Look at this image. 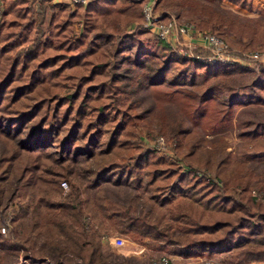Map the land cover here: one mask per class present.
<instances>
[{"label":"trees","instance_id":"trees-1","mask_svg":"<svg viewBox=\"0 0 264 264\" xmlns=\"http://www.w3.org/2000/svg\"><path fill=\"white\" fill-rule=\"evenodd\" d=\"M227 1L262 9L253 0ZM31 3L0 0V224L4 204L16 205L9 236L0 232V264L19 256L30 264H136L106 261L107 222L159 251L264 263V177L181 122L171 137L185 169L134 141L146 119L138 109L144 87L188 115L211 114L217 125L235 105L264 102V66L201 62L141 38L142 30L125 31L143 20L139 0ZM184 3L157 6L177 12ZM198 26L245 50L264 44V13L236 21L211 11ZM238 73L255 76L246 90L258 94L223 92ZM262 141L255 148L264 154ZM62 181L70 182L65 195Z\"/></svg>","mask_w":264,"mask_h":264},{"label":"rangeland","instance_id":"rangeland-1","mask_svg":"<svg viewBox=\"0 0 264 264\" xmlns=\"http://www.w3.org/2000/svg\"><path fill=\"white\" fill-rule=\"evenodd\" d=\"M32 1V6L38 9L39 1ZM141 3V9L143 1L139 0ZM34 2V3H33ZM50 2V1H49ZM65 4L67 8H73L72 5L66 3V1L59 2ZM49 3H44L48 5ZM158 0L155 3V11L157 14L162 16L164 21L175 19L177 22H189L193 24L196 29L201 31H206L213 33L208 28H200L198 26L201 20H205L211 11H217L221 15L234 19L236 21H246L250 18H257L264 10L249 12L235 4L230 3L227 0H186V3L182 5L179 11H171L169 8L158 7ZM49 10L47 11L46 19L43 22V27L46 26V21L49 16ZM172 17V18H171ZM141 23L134 21L128 25L125 31H140V37L143 39L156 40L158 39L153 33L140 29ZM140 27V28H139ZM214 34V33H213ZM228 37L230 39H236L233 33H229ZM241 43L246 44L247 38L241 37ZM227 42V41H226ZM228 43V42H227ZM230 47L236 49L239 52L258 50L264 48V44H257L253 49H243L235 44L228 43ZM173 49V48H172ZM243 49V50H242ZM177 52V50L174 48ZM193 54L200 53L205 54L199 48H194ZM129 54H132L134 48H126ZM178 54H181L177 52ZM182 55V54H181ZM253 75L246 74H234L233 76L226 79L222 84V90L226 94L231 92L240 91L247 92L249 95L253 92L258 94L257 90L251 91L246 90L254 79ZM142 102L139 105V110H145L146 119L140 121L136 125L137 133L134 141L143 145L145 149L154 150V152L166 158L168 161H173L178 163L182 169L187 167L185 161L178 159L173 154L174 140L171 137L175 132L173 128L181 122L183 126L195 128L198 130L201 139H205L208 142H214L219 149L223 147L227 151H230L232 158L237 161L246 162V164L252 168V170L258 174L261 178L264 177V154L255 148L256 140H263L264 137V102L259 103H248L239 104L232 107L227 119L221 124L214 125L216 118L208 117L198 119L195 114L188 115V113L181 108L178 103L163 102L161 99L157 98V94H154L150 88L144 87L141 91ZM249 104H252L249 106ZM244 106V107H243ZM217 109L224 110L223 105L216 107ZM221 111H217V115H220ZM216 116V115H214ZM149 120V122L147 121ZM146 122L149 126H147ZM165 128V133H161L160 127ZM247 132V134H245ZM162 137L163 143H159V137ZM261 143L264 144V141ZM210 144V143H209ZM215 146V145H213ZM3 148V144L0 141V149ZM223 151V150H222ZM222 151L219 150L220 155ZM218 155V157L220 156ZM203 173V172H201ZM200 173V174H201ZM206 176H212L211 174L204 173ZM70 190V182H67V187L62 188V194L65 195ZM125 193V192H124ZM123 194V193H122ZM258 196V194L256 192ZM124 195V194H123ZM122 195V196H123ZM264 200V199H262ZM16 208L15 203L11 201L4 204L2 213L5 216L2 223L0 224V232L4 236H9V230L11 225L9 222L12 210ZM89 223V221H87ZM5 227L4 231L2 228ZM121 237L124 240V244L117 246L115 244V238ZM102 252L107 262L122 261L123 259L130 258L132 261H136V264H161L160 258H168L167 264H223L221 260L226 256L223 252L212 253L211 255H196L190 257H183L177 254H171L166 251H159L152 249L146 244L147 239L142 242L134 239L130 236L123 235L116 230H113L109 222L106 223V227L102 230L100 235ZM16 264H30L28 260L24 259L22 256L14 259ZM248 264H264L262 262L248 263Z\"/></svg>","mask_w":264,"mask_h":264},{"label":"built area","instance_id":"built-area-1","mask_svg":"<svg viewBox=\"0 0 264 264\" xmlns=\"http://www.w3.org/2000/svg\"><path fill=\"white\" fill-rule=\"evenodd\" d=\"M62 1H66V3L73 6L75 4L85 5L90 0H60V2ZM142 1L141 12L143 20L139 26L153 33L158 39L168 43L177 52L201 62H232L247 68L264 66V48L239 52L230 47L224 39L213 33L198 30L189 22L180 23L172 17V19L164 21L162 16L155 11L156 0ZM194 48H199L205 54H193ZM162 140L163 138L160 136L158 142L161 144L163 143ZM60 184L62 188L67 187L66 181H62ZM253 195H257L255 191H253ZM4 229L3 227L2 231ZM114 242L117 246L124 244V240L121 237H116ZM160 262L161 264H167L168 258L162 257Z\"/></svg>","mask_w":264,"mask_h":264},{"label":"crops","instance_id":"crops-1","mask_svg":"<svg viewBox=\"0 0 264 264\" xmlns=\"http://www.w3.org/2000/svg\"><path fill=\"white\" fill-rule=\"evenodd\" d=\"M30 1V0H28ZM49 2V1H47ZM60 0H51L49 3H59ZM253 2L264 10V0H253ZM34 3V2H33ZM36 3V2H35ZM252 104H249V106ZM244 107V106H243Z\"/></svg>","mask_w":264,"mask_h":264}]
</instances>
